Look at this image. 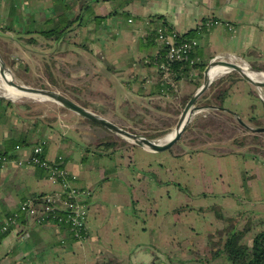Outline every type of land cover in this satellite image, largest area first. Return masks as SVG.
I'll return each instance as SVG.
<instances>
[{
    "label": "crops",
    "instance_id": "0c3cea01",
    "mask_svg": "<svg viewBox=\"0 0 264 264\" xmlns=\"http://www.w3.org/2000/svg\"><path fill=\"white\" fill-rule=\"evenodd\" d=\"M62 16L77 19L67 35L56 39L40 32ZM216 19L224 24L199 26ZM163 21L174 33L199 39L201 62L242 59L264 72V0H0V52L18 70L21 62L15 61L27 65L30 58L50 54L54 88L69 87L77 98L72 100L92 104L87 109L93 112L102 105L99 114L122 125L120 118L156 111V102L168 99L154 61L159 45L148 39ZM199 78H179L170 96L171 128ZM251 87L240 79L223 99L207 104L251 116ZM9 103L0 99V150L12 137L44 142L47 159L61 161L73 184L88 192L89 210L81 241L66 224L39 223L20 212L22 225L0 240V264H227L198 261L224 228L213 207L239 218L240 229L250 227L249 246L264 229V153L218 150L184 139L157 154L131 143L106 147L104 139L88 134L100 139L101 130L63 122L76 119L74 114L54 115L47 123L30 118L24 103ZM31 149L15 148L12 158H23V164L12 161L0 169V224L21 203L61 188L43 168L27 165ZM34 195L43 197L32 200Z\"/></svg>",
    "mask_w": 264,
    "mask_h": 264
},
{
    "label": "rangeland",
    "instance_id": "374dc122",
    "mask_svg": "<svg viewBox=\"0 0 264 264\" xmlns=\"http://www.w3.org/2000/svg\"><path fill=\"white\" fill-rule=\"evenodd\" d=\"M30 37L27 38L26 41H30ZM30 43V42H29ZM42 47H45L44 43L41 44ZM2 45L0 42V49L2 50ZM34 50H39L38 47H33ZM20 54V53H17ZM35 54V53H33ZM3 55L6 59L7 57L4 54ZM50 57L42 58L37 61V57L30 58L29 62L26 64L23 63L22 60H17L15 62H18L21 64V68L18 70V66L14 67V62L8 61V65L14 70V77L17 79V81H20L21 83H24L29 86H35L39 88L44 89H54L56 91H59L61 93H64L65 96L69 97L70 99H77L75 96L73 97L69 91H72L69 87L59 90L60 88L56 89L53 86L55 85V81H53V77L50 76V72L54 67V61L52 60L53 56L49 54ZM230 60V59H229ZM232 61V60H231ZM234 61V60H233ZM238 61H244L242 59L235 60L237 63ZM204 70V69H203ZM234 72H228L221 76H219L216 80L213 81L214 88L210 87L204 92L206 96L204 98L203 94L202 97L199 98V100L196 103V107H200L195 112V115L193 116L191 122L187 125L185 131L182 133V137L180 139H184L186 141H192L196 145H203L206 146H213L217 147L218 150H229L230 148H243L245 150H253L257 153H263L264 152V131L255 132L252 129L254 128H260L264 127V115H263V108L262 103L264 102V88H256L251 87V92H253V96L255 97L254 106H252V115L245 117L241 114H230L227 112H220L217 111V109H211L203 106H210L207 103H215L213 98L217 97V92L221 90L224 87H227L230 83V81L233 80L232 77H229L230 74H233ZM239 76V75H238ZM240 78V77H239ZM203 79V75L201 78V82ZM25 81V82H22ZM240 80V79H239ZM244 85L243 82H240ZM3 83L0 81V94L5 95V91L3 90ZM48 85H53L52 87ZM246 85V84H245ZM8 101L14 102L15 104L24 103L26 106V112H28V115L30 118H39L40 120H46L47 123H51L53 120L54 115L58 116L60 114H69L72 116V114L76 115V119L73 121L64 119L63 122L69 123L71 125L78 124V127H82L83 129L88 126L92 130H101V138H96L95 135L97 133H93L88 131V134L91 135L95 140H98V142H101L103 139L105 140L106 147L108 145H124L126 143L133 142L117 133H113L109 131L108 129L91 122L90 120L79 116L78 114L69 111L68 109L61 106L59 103L55 102L54 100L44 99L40 96L35 95H23L18 94L16 97L11 96L8 97ZM13 100V101H12ZM211 101V102H210ZM82 103L81 105L87 108V106H91L93 109L94 107L92 104L85 103L83 101H79ZM158 105V109L155 111V109L145 110L142 111L141 116H135L134 119H128V118H120V123L122 125V128L130 131L134 134H141L143 136H147L150 139L157 141H166L164 140L167 136H170V134L173 132L174 127L171 128V115L168 111H170V98L167 100H162L156 102ZM155 103V105H156ZM207 104V105H204ZM184 105V104H183ZM256 105V106H255ZM102 105H100V108H95L98 110L96 113L103 112V109H101ZM203 107V108H202ZM95 112V111H94ZM144 114V115H143ZM254 115L259 116V120L255 123L251 121V117ZM238 116L242 119L245 126L239 121ZM180 117V116H179ZM178 117V118H179ZM109 120V119H108ZM179 120V119H178ZM110 121V120H109ZM177 121V120H176ZM175 121V123H176ZM112 122V121H111ZM114 123V122H113ZM115 124V123H114ZM117 124V123H116ZM118 125V124H117ZM252 128L249 129L248 127ZM150 136H153L155 138H151ZM92 137L89 139L92 140ZM103 143V144H104ZM205 144V145H204ZM239 148V149H240Z\"/></svg>",
    "mask_w": 264,
    "mask_h": 264
},
{
    "label": "built area",
    "instance_id": "2783aa9c",
    "mask_svg": "<svg viewBox=\"0 0 264 264\" xmlns=\"http://www.w3.org/2000/svg\"><path fill=\"white\" fill-rule=\"evenodd\" d=\"M222 20L207 21L199 26L208 28L216 25H223ZM228 25V24H227ZM155 41L159 45L158 54L154 61L158 67V73L161 76L162 94L166 98L176 95L178 80L181 76H186L196 80L200 73L196 64L201 62V57L197 54L196 48L199 45V39L181 38L177 32L166 36L161 27L155 29ZM223 57V56H219ZM188 64V71L177 68L176 64ZM17 149L25 147L16 146ZM45 143L40 142L30 150L29 157L25 158L30 167H41L47 172L51 180L60 183L61 188L54 193L43 197L40 201L27 200L21 203L19 211L9 215L2 224H0V240L2 235L19 228L22 224L19 221L20 212H24L30 218L39 223L48 221L65 222L68 225L72 238L83 240L87 237V213L89 210L86 197L88 192L73 184V179L61 161H50L45 155ZM61 159V158H59ZM17 161L23 164L22 159H11L8 155L0 154V169H6L9 163Z\"/></svg>",
    "mask_w": 264,
    "mask_h": 264
},
{
    "label": "trees",
    "instance_id": "16d2710c",
    "mask_svg": "<svg viewBox=\"0 0 264 264\" xmlns=\"http://www.w3.org/2000/svg\"><path fill=\"white\" fill-rule=\"evenodd\" d=\"M158 18L164 19L165 17L163 15H159ZM76 21L77 19L69 20L66 16H62L58 19V21L56 22L53 28H51L50 30H41L40 32H43L49 38L55 37L56 39L57 38L59 39L67 35V33L71 29V26H73ZM159 27L163 29V32H165L166 36L172 35L174 33L172 28L166 23V21H163ZM155 38H156V32L154 29V31H152L150 35L148 36V39L150 40L151 44H153ZM181 38L189 39L190 37H188L187 35H183L181 36ZM206 65H207V62H200L196 64L195 66V68L197 67L199 69V72H201L200 78L197 79L196 81L197 87H199L201 84L200 80L203 75V69L205 68ZM176 67L178 68L183 67L182 69L184 71H188L190 68L188 64H181V63L176 64ZM229 77H232L233 80L230 81L227 87H224L221 90H219V92H217V98L223 99L229 93L228 91L240 79L237 73L235 72L233 74H230ZM214 84L215 83L211 85L212 88L215 87ZM193 95L194 94H191L184 100L183 102L184 105H186V103L193 97ZM205 96L206 94L203 95L202 98H204ZM262 108L264 112V102L262 103ZM232 114H235V113H232ZM258 120H259L258 115H254L251 117V121L255 123ZM150 137L155 138L153 136H150ZM27 138L28 137H23V136L12 137V139L7 141L6 148L0 150V154L8 155L9 158H12L16 156V153L14 152L16 146L33 148L35 145L40 143V142L33 143L29 141V139ZM251 151L255 152L253 150ZM41 197H43V195H39V196L34 195V197H32V200L41 199ZM212 209L214 210L216 217H218V219L224 222V228L217 233L216 237L218 238V240H211L209 249L207 250L209 252L205 255V257L199 259L198 261H206V262L211 263V262H214L215 260L223 259L224 262L227 264H264V229L253 236L254 239H253L252 246H249L245 242V236L250 231V227L245 226L242 229H240L238 226L239 218L225 216L221 213L219 209H216V207H213ZM20 218L23 219V216L21 215L19 217V220ZM54 222H57V221H54ZM58 223L66 224L65 222H58ZM6 234L2 235L1 239ZM103 264H120V263H115L114 260H108L107 263H103Z\"/></svg>",
    "mask_w": 264,
    "mask_h": 264
},
{
    "label": "water",
    "instance_id": "95a60500",
    "mask_svg": "<svg viewBox=\"0 0 264 264\" xmlns=\"http://www.w3.org/2000/svg\"><path fill=\"white\" fill-rule=\"evenodd\" d=\"M244 62L249 66L251 71L255 73L263 72L254 69L245 60ZM217 64L229 68L230 70L229 72L237 73L240 79H242L248 85L252 87H256L258 89L264 88V80L255 81L254 79H252L249 76V74L242 68L241 63L232 62L225 57L217 56L205 66L203 70V79L200 86L197 88V91L195 92L193 97L187 102V104L183 108L182 112L180 113L181 115L179 117L177 125L175 126L173 132L171 133L172 136L166 141H161V140L154 141L147 136H143L137 133L136 134L131 133L130 131L122 128L116 123L114 124L113 122L109 121L104 116H101L100 114L85 108L81 104L70 99L69 97L65 96L59 91H56L54 89L51 90V89L39 88L32 85L29 86L24 83H21L20 81H17V79L14 77V73H15L14 70L7 64L4 57H2L1 52H0V81L4 85H7L9 88H12L17 93L28 96L35 95V96L43 97L44 99L54 100L55 102L59 103L61 106L68 109L69 111L74 112L79 116L90 120L93 123L95 122L98 125L108 129L113 133H117L121 136L130 139L134 145H138L147 152L157 154L172 148L177 143V141L180 140V138L182 137V133L185 131L187 125L191 122L193 116L195 115V112L198 109H200V107L198 106L196 107L197 101L199 100L200 97H202L203 94H205L204 92L213 83V81H210L209 79V74H210L209 71L212 66H216ZM6 73H9V77L6 76ZM0 99L8 100L6 95H1V94H0ZM203 107H207V108L209 107L211 109L217 108L214 106H203ZM238 119L245 126L240 116H238ZM248 128L252 129L250 127ZM252 130L255 132L264 131V127L254 128Z\"/></svg>",
    "mask_w": 264,
    "mask_h": 264
},
{
    "label": "bare ground",
    "instance_id": "6f19581e",
    "mask_svg": "<svg viewBox=\"0 0 264 264\" xmlns=\"http://www.w3.org/2000/svg\"><path fill=\"white\" fill-rule=\"evenodd\" d=\"M232 62H235V60L234 61L232 60ZM238 62L241 63L242 68L249 74V76L252 79H254L255 81L264 80V72L255 73V72L250 70L249 66L244 61H238ZM229 71H230L229 68H227V67H225L223 65L217 64L216 66H212L210 68L209 79H210V81H214L219 76H221V75H223L225 73H228ZM6 76L9 77V73H6ZM3 90L5 91V95L8 96V97H11V96L16 97L19 94V93L15 92L12 88H9L7 85L3 86ZM171 136L172 135L170 134V136H167L164 140H168Z\"/></svg>",
    "mask_w": 264,
    "mask_h": 264
}]
</instances>
